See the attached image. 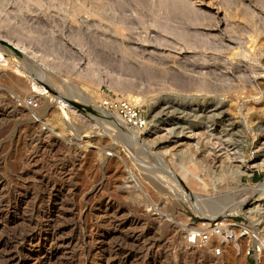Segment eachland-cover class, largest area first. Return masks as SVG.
<instances>
[{"label": "rangeland", "instance_id": "374dc122", "mask_svg": "<svg viewBox=\"0 0 264 264\" xmlns=\"http://www.w3.org/2000/svg\"><path fill=\"white\" fill-rule=\"evenodd\" d=\"M0 40L23 54L0 42V264H264L246 237L218 256L186 242L216 211L195 199L264 181V0H0ZM112 93L148 125L101 108ZM161 101L188 119L163 126ZM238 147L243 173L216 165Z\"/></svg>", "mask_w": 264, "mask_h": 264}, {"label": "built area", "instance_id": "2783aa9c", "mask_svg": "<svg viewBox=\"0 0 264 264\" xmlns=\"http://www.w3.org/2000/svg\"><path fill=\"white\" fill-rule=\"evenodd\" d=\"M32 101V98H28L27 103ZM99 106L114 112L124 124L135 130H141L148 125L145 109L141 105L133 104L121 94L105 95ZM255 203L260 204L262 208L251 216L232 213L202 217L201 226L188 231L186 242L190 245L209 246L212 254L218 256L223 251L225 242L246 237L244 254L257 261L264 249V198L248 200L247 206H253Z\"/></svg>", "mask_w": 264, "mask_h": 264}, {"label": "bare ground", "instance_id": "6f19581e", "mask_svg": "<svg viewBox=\"0 0 264 264\" xmlns=\"http://www.w3.org/2000/svg\"><path fill=\"white\" fill-rule=\"evenodd\" d=\"M4 50V49H3ZM146 52V51H145ZM146 59V58H145ZM148 59V58H147ZM151 61V60H150ZM142 64V63H141ZM149 65V64H148ZM142 68V67H141ZM145 68V67H144ZM47 75H49V74H47ZM50 76V75H49ZM49 76H48V78H49ZM49 81H50V78L48 79ZM201 84V83H200ZM200 87V86H199ZM155 105L157 106V107H159L160 108V111H159V114L156 116V118H155V116H154V118L156 119V120H158L159 122L161 121V123H163V126L166 124V126L168 125L167 124V122L169 121V119H171V118H174V117H177V119H183V118H185V120H187L188 119V116L189 115H187V114H185L186 112L185 111H181V110H178V109H175V106H176V104H168V103H164V102H155ZM221 105V104H220ZM215 106V105H214ZM203 107H204V105L203 106H201V107H198V108H190L189 109V113H191L190 115L192 116V117H194V116H197V114L198 113H210V112H213L212 113V115H214V114H218V113H216V111H217V108L216 107H212L211 108V110H208V109H203ZM210 107V106H209ZM219 109V108H218ZM197 113V114H196ZM187 115V116H186ZM210 115V114H209ZM209 115L207 116V117H209ZM211 115V116H212ZM199 116V115H198ZM219 116V115H218ZM201 117V116H200ZM207 117H206V119H207ZM213 118H215L214 116H213ZM219 119H220V117H219ZM222 119V118H221ZM208 120V119H207ZM164 122H166V123H164ZM223 122V121H222ZM225 122V121H224ZM216 124H217V122H216ZM226 124V123H225ZM232 124V123H231ZM189 125V124H188ZM218 125V124H217ZM223 125V124H222ZM185 126V125H184ZM220 126V125H219ZM225 126V125H224ZM227 126V125H226ZM129 127V126H128ZM154 128L156 127V126H153ZM160 127V126H159ZM181 127H182V125H181ZM181 127H179L178 126V129L179 128H181ZM221 127H223V126H221ZM230 127V126H229ZM129 128H131V127H129ZM163 127H161L160 128V130L159 129H152V131H151V133H149V135H148V137H154V136H156L157 135V132H160V131H167L165 128H164V130H161ZM228 128V127H227ZM131 129H133V128H131ZM133 130H135V129H133ZM169 130V129H168ZM174 130V129H173ZM183 130V129H182ZM225 130V129H224ZM138 131V130H137ZM187 131V130H186ZM225 131H227V130H225ZM225 131H223L224 133H225ZM233 131V130H232ZM169 131H167V132H164V133H166V134H164V135H161V136H159L161 139H159V140H157L156 141V143H155V148L158 150H160V149H162V148H164V147H166V145H168V144H171V142H170V140H171V138H169V134H170V132H169V134L167 135V133H168ZM172 132V131H171ZM222 132V131H221ZM220 132V133H221ZM222 132V133H223ZM238 132V131H237ZM162 133V132H161ZM174 133H175V136H177L178 135V133H177V135H176V130L174 131ZM182 133V131L180 130V133L179 134H181ZM185 133V132H184ZM223 133V134H224ZM171 134H173V132L171 133ZM183 134V133H182ZM242 134V133H241ZM159 135V134H158ZM157 135V136H158ZM213 135H215V134H213ZM216 135H218V134H216ZM215 135V136H216ZM182 136V135H181ZM184 136V135H183ZM171 137V136H170ZM174 137V136H173ZM190 137V136H189ZM192 137V136H191ZM213 137V136H212ZM220 137V136H219ZM195 138V137H194ZM137 140V139H136ZM182 141L183 140H186V138H182L181 139ZM198 140V139H197ZM217 140V139H216ZM173 141V140H172ZM193 141H195V140H193ZM245 140H240V142H244ZM198 142V141H197ZM217 142V141H216ZM176 145V148L177 147H180L179 145H181V143H180V140H179V136L176 138V140H175V142H174ZM180 143V144H179ZM187 143V142H186ZM199 143V142H198ZM196 145H197V143H195ZM209 144V143H208ZM245 144V143H244ZM191 145V144H190ZM243 145V144H242ZM242 145H240V146H242ZM181 146H183V145H181ZM192 146H195V145H192ZM217 145H215V147H216ZM218 146H219V144H218ZM224 146V145H223ZM244 146V145H243ZM260 146V145H259ZM173 147V146H172ZM188 147V146H187ZM225 147V146H224ZM228 147V146H227ZM258 147V146H257ZM184 148V147H183ZM199 148V147H198ZM210 148V147H209ZM208 148V149H209ZM220 148V147H219ZM260 148H262V147H260ZM185 149V148H184ZM188 149V148H187ZM192 149V148H191ZM194 149V148H193ZM205 149H206V147H205ZM217 149V148H216ZM220 149H223L222 147L220 148ZM173 150V149H172ZM175 150V149H174ZM186 150V149H185ZM185 150H183V151H185ZM211 150V149H210ZM213 150H214V148H213ZM212 150V151H213ZM241 149L238 147V149H236L235 148V150L233 151V154H234V156H233V159H232V162H236V165H228V164H226L224 161H225V159H224V157L222 156V154H221V156L223 157V159H224V161H222L221 160V162L219 161V164L217 163L216 165H218L219 167H221V168H223L224 170H226L227 168H238V169H240V172H244L245 170L243 169V162H244V157L241 155V153H242V151H240ZM188 151V150H187ZM202 151V150H201ZM215 151V150H214ZM219 151V150H218ZM226 150H224V152H225ZM176 152H177V150H176ZM176 152H174V153H176ZM179 152H181V150L179 149ZM197 152H199V151H197ZM203 152V151H202ZM208 152V151H207ZM216 152H217V150H216ZM221 152H223V151H221ZM227 152H229L228 151V149H227ZM185 153H187V152H185ZM205 153V152H204ZM210 153H212L211 151H210ZM210 153H208L209 155H210ZM220 153V152H219ZM172 154V153H171ZM177 154H178V152H177ZM182 154V153H181ZM190 154V153H189ZM175 155V154H174ZM207 155V154H206ZM213 155H214V153H213ZM131 156V155H130ZM220 156V155H219ZM218 156V157H219ZM226 156V155H225ZM255 156H257L256 158L259 160V163H257L256 165L257 166H259L261 169H264V149L261 151V153L260 154H255ZM214 157V156H213ZM208 158V157H207ZM221 158V157H220ZM219 158V159H220ZM227 158H229V159H231L230 158V155H227ZM226 158V159H227ZM213 159V158H212ZM132 160V159H131ZM133 160H135V161H137L136 159H133ZM214 160V159H213ZM210 161H212L211 159H210ZM212 163H214V161H212ZM228 163V162H227ZM226 164V165H225ZM208 165V164H207ZM215 165V163L213 164V166ZM210 166V165H209ZM208 166V168H210ZM166 167V166H165ZM185 167V166H184ZM183 166H182V163H180L179 165H178V169L183 173H181L180 171H178L179 173H181L180 175H182V177H183V179H185V177H186V173L184 174V170H185V168H184ZM206 168V167H205ZM169 169V168H168ZM230 171V170H229ZM232 171V170H231ZM239 172V171H238ZM238 177H239V175H237ZM186 180V179H185ZM238 181H239V178H238ZM189 183V182H188ZM239 193H241L240 194V196H241V198L239 199V200H232V198H230L229 200H230V202L226 205V206H224V207H219V208H216V203H217V201H215L216 199L214 198V203L216 204V205H213L212 203V205L209 203V201H213V199L212 198H207V199H202L201 197L200 198H197V199H195V201L193 202V204L192 205H190L191 207V209H193V210H196V211H199V209H198V207L202 210H204V212H205V210H209V209H213V211L214 210H216L215 211V214H213V213H211V210H209L210 211V214H209V216H218L219 214H223V215H228V214H232V213H235V214H245V215H249V216H251L255 211H258V210H260L261 208H262V206L260 205V204H254L253 206H247V204H246V202L248 201V199L249 198H254L253 200H259V198L262 196V195H264V181L263 182H261V183H259V184H257L256 185V187H243L242 189H240V191H239ZM182 196H183V194H182ZM201 201H206L205 203H200ZM208 201V202H207ZM200 210V211H201ZM218 210V211H217ZM201 212H203V211H201ZM208 212V211H207ZM206 212V213H207ZM209 213V212H208ZM200 214V213H199ZM211 214H213V215H211ZM205 215V214H204ZM203 215V216H204ZM204 217H207V216H204ZM22 241V240H21ZM22 244V243H21ZM264 251V249L262 250V252ZM7 259V258H6ZM12 261H14V258H9V259H7L6 261H5V263L6 264H11V262ZM3 264V263H2Z\"/></svg>", "mask_w": 264, "mask_h": 264}, {"label": "water", "instance_id": "95a60500", "mask_svg": "<svg viewBox=\"0 0 264 264\" xmlns=\"http://www.w3.org/2000/svg\"><path fill=\"white\" fill-rule=\"evenodd\" d=\"M0 42L4 45H6L8 48H10L13 52H15L17 55L23 57V54L20 50H18L16 47L10 45L9 43L5 42L4 40H0ZM71 101V100H69ZM72 102V101H71ZM86 107H88L87 105H85ZM219 215H223V214H219Z\"/></svg>", "mask_w": 264, "mask_h": 264}, {"label": "crops", "instance_id": "0c3cea01", "mask_svg": "<svg viewBox=\"0 0 264 264\" xmlns=\"http://www.w3.org/2000/svg\"><path fill=\"white\" fill-rule=\"evenodd\" d=\"M259 178H260V177H258V176H255V178H254L253 180H258ZM253 180H252V181H253Z\"/></svg>", "mask_w": 264, "mask_h": 264}, {"label": "trees", "instance_id": "16d2710c", "mask_svg": "<svg viewBox=\"0 0 264 264\" xmlns=\"http://www.w3.org/2000/svg\"><path fill=\"white\" fill-rule=\"evenodd\" d=\"M255 178V176L252 177V180ZM254 182H256L257 180H253Z\"/></svg>", "mask_w": 264, "mask_h": 264}]
</instances>
